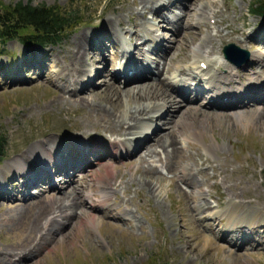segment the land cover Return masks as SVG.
I'll return each mask as SVG.
<instances>
[{"label":"rangeland","instance_id":"obj_1","mask_svg":"<svg viewBox=\"0 0 264 264\" xmlns=\"http://www.w3.org/2000/svg\"><path fill=\"white\" fill-rule=\"evenodd\" d=\"M11 1L0 0V6L3 7ZM154 1L160 5L166 0L160 3L157 0ZM183 1L185 8L180 10V27L174 31L157 15L159 12H149L148 8L142 10L143 0H31L34 4L56 3L61 7L78 8L80 21L70 28L66 36L53 44L34 43L24 46L15 38H10L5 43L0 42V133L6 139L2 160L7 159L3 164H1L2 160L0 161V264H12L14 259L18 261L20 252L24 250H34V252L31 257L24 256L23 259L27 258L22 264H264V248H235L232 244L221 242L210 234L209 226H212L215 220L203 218L205 214L216 211L234 217L242 215L247 219L261 220L264 217V113L253 122L249 115L244 114L248 106L239 109L236 114L223 117L215 113V109L196 112V114L191 111L182 113L181 110L179 117L173 116L176 122L172 130L175 131L179 144L177 146H180L179 142L182 143V147H178L181 148V153L174 157V160L169 158L165 161L164 154L160 153L159 148L156 149L158 156L152 157L155 162L150 161L149 156L144 153L135 155L136 159L134 157L129 160L122 159V162L118 164H113L112 158L97 159L85 171L83 169L84 179L78 174L79 178L81 177V186L77 192V199L81 203L80 209H77L80 212L79 216L72 217L69 225L54 224V228L60 231L52 239L44 240V237L41 239L43 232L45 234L46 232L41 228L36 231L37 223L33 225L35 217L38 220L35 215L38 200L36 203L34 201L28 204L25 201L26 194L39 195L38 198L43 202H51L53 197L62 196L67 188L56 190L57 186L51 177L61 176L64 186L69 178L61 173H53L57 168H61L63 161L67 162L65 167L67 172H72L81 155L85 157L83 163L85 164L89 161V156H92L89 155V151L91 154H101L94 149L91 143L92 137L106 143L108 137L115 136L111 142L117 146L122 145L125 137L121 139L117 136H125L124 132L120 133L112 128L104 127L100 121V119L104 120L103 113L99 110L105 108L109 114L112 113L120 118L126 109H130L129 106L139 103L131 102V94L136 91L128 92V94L127 90L123 89L144 82L143 80L120 84L115 82L113 76L110 77L108 73H105V70L101 71L103 74L99 73L95 79L88 78L89 82L80 84L82 87L87 84L90 87L81 95L86 99L83 104L77 101L62 104L54 102L56 95L60 93L59 88L67 89L72 84L59 79L58 67L53 58L58 54V64L64 65V61L68 60L64 50L66 46L71 45L74 37L84 32L93 34L92 29H94V32L100 30L114 34L113 39H115L114 29L118 25L112 22L110 27L105 28V22L113 16L120 17V15L122 20L119 18L117 20L121 24L131 22L132 17H129V13L136 6L139 11L135 14V19L142 24L149 21L157 23V33L166 39L164 41L167 54L165 57L168 61L175 65H183L193 59V50L198 49L207 39L204 29L209 30V28L202 23L206 19L203 18L204 15L202 16L199 9L203 4L207 8L223 11L224 19H228L231 23L226 31H224L225 28L223 29V33H226L228 28L237 26L244 32V36L239 39L240 43L247 39L245 37L249 33L251 34L249 40L254 39L259 42L264 40L262 36L256 37V30L264 29V21H261L260 14H253L249 10L254 0H215L217 3L213 2L214 4L211 0ZM207 20L211 25L212 33H216V28L224 27V24L216 20L214 16ZM176 26H178L177 22L173 24L174 29L177 28ZM154 28L156 29L155 26ZM29 30L31 28H26L23 32ZM153 35L154 38L151 35L150 40L157 48L164 50L160 44L156 45L159 37L154 33ZM226 36L230 38H222V42L217 41V45L219 42L222 45L226 42L225 40L237 41V38H231V34ZM93 38H97L95 34ZM124 38L126 39L127 35ZM129 39L132 41L130 34ZM136 39L140 38L134 37V41ZM106 42L107 40L102 43V46ZM116 42L118 43L117 40ZM169 48L171 50L168 51ZM260 48L264 51V45ZM253 49L252 45L248 50L251 52ZM206 50L203 49L204 52ZM133 52L137 51L133 49ZM89 53L92 68L102 69L105 62L107 71L114 69L113 54L109 48L102 60H99L101 57L98 50ZM115 53L118 56L117 51ZM203 54L208 56L206 52ZM262 54L264 52L251 53V57L258 55L262 63ZM214 55L219 57L218 52ZM186 56L188 59L185 60ZM253 58L255 60L256 56ZM192 62L189 65H192ZM40 63L43 65L42 73L37 67ZM258 65L261 64L256 66ZM255 74L263 75L264 73L256 71ZM160 76L168 77L170 73L165 70ZM157 78L156 75L152 79ZM250 78H253L252 73ZM103 81H110L118 86V89L122 91L116 95L118 98L114 96L113 91L105 90ZM90 83L91 86H89ZM61 96L63 98L67 94ZM87 96H94L92 103L87 102ZM141 101L147 102L149 99H141ZM257 106V103L250 105V107ZM170 113L169 111V115L155 116L152 124L161 127V132L168 130L165 123ZM211 113H215L214 116ZM66 134L69 136L61 137ZM47 139L53 141L56 139L59 146L64 144L60 147L59 155L55 150L51 149L50 152L49 148L53 144L46 141ZM32 140L35 142L24 150L32 148L31 157L25 154V158L27 156L33 166L32 156L37 153L39 144H42L47 152L39 156L38 163L49 161L50 164L51 157L56 155L51 167L45 170L48 171V175L42 179L26 173L29 167L25 165L22 166L24 169L20 166L19 168L4 167L6 162L21 157L24 151H21L23 145ZM45 141L51 145L47 147L48 144ZM13 152L18 154L11 156ZM148 168L153 169V172H145ZM17 176L21 178L19 181L21 189L20 192L15 190L16 196H14L11 192V184L17 186ZM187 178H190V184L187 183ZM193 180L196 182L194 183ZM36 181H40L39 183L49 181V183L39 184ZM52 186L54 187L51 188ZM107 188L110 190L107 191ZM156 188H158L157 191ZM28 189L32 193H38L32 195ZM201 190L205 192L211 204V209H205V212L202 209L195 210V204L198 202L192 203L188 195L189 192L194 194ZM91 192L94 194L92 199L84 200L83 193L90 196ZM100 192L104 196L110 195L107 203L114 204L112 208L98 203L106 204V201L98 200L102 197ZM20 194L22 201L19 199ZM89 207L99 208L101 212H94ZM110 208L112 212L108 215L103 214ZM85 209L90 216L83 214ZM119 211L125 214L126 223L117 221ZM218 223L223 224L222 221ZM223 225L225 230L234 226L233 224L225 227L226 223ZM263 231L264 225L257 224L249 228H235L230 232H239L241 237L248 235L264 242ZM248 244L257 245L251 242ZM260 246L264 247L263 244Z\"/></svg>","mask_w":264,"mask_h":264},{"label":"bare ground","instance_id":"obj_2","mask_svg":"<svg viewBox=\"0 0 264 264\" xmlns=\"http://www.w3.org/2000/svg\"><path fill=\"white\" fill-rule=\"evenodd\" d=\"M166 1H162L159 5L158 3H155L154 0H151V1L143 0L141 4V9L143 10L145 8H148V11L160 12L161 7L169 8V5L173 4L172 2L173 0H166ZM178 2H180V0H178ZM211 2L217 3L215 0H211ZM225 7L227 6L225 5ZM199 9H200L202 16L204 15L203 18L206 19V20H203L202 23H204L205 26L209 28V30L204 29L206 33L205 37L207 39L206 41L204 40L200 44V47L198 49L193 50L192 56L194 58L193 59L194 61L192 62V65H189V66L175 65L172 62L170 63V60L168 61V58L165 57L166 55L164 57L163 56L159 57L160 59L156 58V60H154L151 57H148V56H151L150 54H148L147 52L144 53V50L142 49L140 44L143 43V41L146 39L144 37H148L150 39V36L152 35L154 38L153 33L155 31V28L152 25L142 24L139 20L135 19L136 17L135 14H137L139 11V9H137L136 6L133 7L129 13V17L130 18L132 17L131 22L129 23L126 22V23L121 24V22L117 20V18L122 20L120 18L121 15L120 17L113 16L111 19L105 22V25H104L105 28L107 26L110 27L112 22H115L116 26L118 25V27L114 29L115 34H116L115 39H113L114 34L111 35L109 32L104 33L103 31L101 32L100 30L94 32V29H92L93 34L84 32V34L77 35L71 41V45L69 44L70 45L69 47L66 46L64 50L65 55H67L68 57V60L64 61V65L58 64V57H59L58 54H56L53 58L54 62L57 64L56 66L58 67L57 74L59 75L58 76L59 79L65 81L66 83H68L69 81L70 84H72V86L67 89L65 87L59 88L61 89L59 90L60 93L56 95L54 102L57 101V104L59 103L62 104V103H67L69 101H77L78 103L83 104L86 101V99L84 98V96H81V95H83L82 94L83 92H87V90L90 87L87 86L88 84L83 85V87L80 86L78 91H76L77 90L76 85L78 86L79 83L82 84L85 81L89 82L88 79H83V80L81 79L82 76L84 75H87V77H89L92 72V68H90V63L88 60L89 54H90L89 52H92L94 50H100L101 48L105 50L106 46H110V45L112 46V44L114 46L115 44H118L116 42L117 40L116 37L117 38L120 37L122 39L123 34L127 32L128 34H130V38L132 40L131 44H133L134 47L138 49V53L140 54V56H142V60L138 58H136V60H133L132 59L133 57H131L129 54H126L123 64L120 66L118 70H116V73L118 74V76H119V73H121L122 75H124L123 73H125L126 79L124 80L126 82L124 84H128L129 82H131L127 80L137 81V80L146 78L143 80L144 82L136 83V85L134 86H128L127 88L123 89L125 91L127 90V93L136 91V93L134 92L131 94V102L134 103L138 101L139 103L136 102L138 104H135L134 106H129L128 108L130 109L129 110L126 109L120 118H118V116H114L112 113L109 114V111L105 108L101 107L102 109L99 110L103 113L102 118L104 120L100 119V121L104 127H108L110 129L112 128L113 130L118 131L120 133L124 132V135L128 136L129 139L132 140V142L130 143V140L128 139V137H125L124 143L127 142L130 144H133V142H139V143L141 142V145H143L141 154L144 153V155H148L150 161L152 162H155V160L152 157L155 158L158 156V151L156 150L158 148L161 150L160 153L164 154L165 161H167L169 158L170 160L171 159L174 160L175 159L174 157H177V155L181 153L180 152L181 148L179 149L178 147H182V143L179 142L180 146H177L179 144L175 137V131H173L172 129H174L175 125L173 124L176 122L173 116L179 117V112L187 106V105H184V107L182 108L180 103L188 104V102L190 101V99L184 93L185 88L181 86L178 87L179 82H182L183 84H185L184 83L185 76L182 75L181 77H179V75L181 73L186 74L185 73L186 69L190 70L192 73L201 75L200 80H204L202 78H204V75L206 74L205 70L208 69L209 67H212L213 73H211L205 79L207 87L211 88V91L216 98L223 99L224 97L228 96L230 100H228L225 103H219L216 100V98L207 97L209 99V101L207 102V105L214 108L218 105H235V104L242 103L241 106L246 107L245 105H251V104L253 105L257 103L258 105H261V106H257V107L248 106V110L244 111V114L249 115L251 120L255 122L257 119H259L261 114L264 113V81L262 80V76L258 75V77H255V80H249L247 84L243 85L242 88L237 91H229L227 89H224L221 85H217L216 83H214V80L215 78L224 77L225 80H227L226 82H224L225 84L226 83L232 84V80H230V78H232L233 75H231L232 71L230 70V66H231L230 62L227 60L222 61L216 57L209 56L212 53L218 51L217 41H222V38L225 39L229 37V36H226L229 34H231V38L243 37L244 32L242 31L241 28L237 26H233L230 29L228 28L226 33H223L224 31H226V28L229 26V24H231L228 21V19L227 20L224 19L225 16L222 15L223 11H221V9L207 8L203 4L200 6ZM208 9H210V12H208ZM210 13H211V16H209ZM213 16L216 17V20L221 21L224 24V27L222 29L216 28V33L211 32V25L209 24V21L207 20L209 17H213ZM176 27L178 28V26ZM94 34L97 37L96 39L93 38ZM134 37H138L143 40H141V42L137 45L135 44L136 41H134ZM250 37H251V34L249 33L245 37L247 39L242 40L241 43L245 44L244 41H248ZM106 40L107 42L105 43V45L102 46V43H104ZM124 48H125L124 50L125 52L127 48L126 47ZM150 49L161 50L157 48L155 45L151 46ZM203 49H207L205 52L208 53V56L203 54L205 53ZM262 55L264 57V54ZM255 56H256L255 65L262 64L260 61V57L258 55H254L253 57ZM101 59H103V56H101ZM184 59L185 60L188 59V56L184 57ZM201 62H205L206 66L202 67ZM152 64H154V67L152 66ZM166 65H167V68H166ZM37 67L41 69V73H42L43 65L40 63V65L38 64ZM153 68L155 69L156 73H154ZM175 69L178 71V73L175 72ZM165 70L168 73H170V76L161 77L160 75H162ZM101 71L104 72V69L102 68V69L94 70L93 76L99 73L103 74V72L101 73ZM156 75L158 76V78L156 80L152 79L153 77L155 78ZM40 76L41 74L39 75V78ZM112 76L115 82H117V80L115 79L116 76H114V74H112ZM119 77L121 78V76ZM148 77H151V78H148ZM91 85L92 84L90 83L89 86ZM102 85L104 86L105 90L113 91L114 96L116 98H118V96L116 95L122 92L118 89V86H116V84L110 81H103ZM195 91H196V95L197 94L199 95L201 93L200 88L195 87ZM78 93L80 94L76 95ZM64 94H67V96H63L62 98L61 95H64ZM94 96L96 95L94 94ZM94 96L92 97L87 96V99H88L87 102L92 103ZM141 99L143 100L149 99V101L140 102ZM228 107H231V106H227V108ZM169 111L172 112L174 115H172V117L170 116L169 119L165 123V127L168 126V130L161 132L162 130L161 127L160 128H157V127L150 128L151 127L150 122L153 121L155 116H161L163 114L169 115L168 114ZM189 111L195 112V114L196 112L197 113L207 112L204 110H200L199 108H196L194 106H189L188 108L182 110V113L189 112ZM208 113L210 114V112ZM211 114L212 116H214L215 113H211ZM219 115L222 117L226 115L230 116V114H225L224 112H220ZM46 141L53 144V146L49 148L50 152L52 149L56 151L57 155H59L60 147L63 146L64 144L62 143L61 146H59V144L57 145L58 141H56V139L54 140L55 142L50 139H47ZM46 141L45 143H47ZM47 144H48L47 147L51 145L49 143ZM32 151L33 150L31 147L29 149L24 150L23 153L21 154V157L13 158V160L6 162L4 167L5 168H12V167L19 168V166L22 167L23 165H25L29 167L27 168L26 173L35 175L39 179H42L43 177L48 175V171H45V170L51 167V164L56 159V155L51 157L52 161L50 164H49V161H47V163L44 161L42 163H38L39 156L40 155L42 156L43 154L47 152L45 150V147H43L42 144H39L37 153L32 156V159L34 160V166H33L32 164H30V160L27 159V156L31 157L30 154H32ZM25 154H28L26 158H25ZM141 154L138 153L137 156ZM89 155L98 156L100 154H97V153L91 154V152L89 151ZM84 158L85 157L81 155L77 159V162L74 166V170L72 172H67V170L65 169V167L67 166V162L63 161L61 168H57V170L53 173V174L61 173L63 176L69 178V180L65 182L66 183L65 187L67 188V190L63 192L62 196L53 197L51 199L52 200L51 202H45V201L43 202L38 198L39 195H36V196H31L30 194L25 195L27 196L25 197V201L27 202V204L30 202H34V201L36 203V200H38L36 203L37 205L35 204L37 207L36 208L37 212L35 215L38 217V220L35 217V219L33 220L34 222L33 225L37 223L38 228L36 229V231L40 230L41 228L42 230L46 232V234L43 232L41 239L43 237H44L43 238L44 240L52 239L58 234L60 229L54 228V224L60 223L61 220H64V222L63 223L61 222V224L66 223L69 225L71 223L72 217L76 215V218H77V216H79L80 212L78 210L80 209L81 203L77 199V192L80 189L79 186H81L80 184L81 177L79 178V175H78L79 173L76 174V172L81 168L82 164L84 163ZM61 171H66V172L62 173ZM145 172L152 173L153 169L148 168L147 170H145ZM186 180L188 184L191 183L190 178H187ZM36 182L39 183L40 181L39 182L36 181ZM150 182H152V180ZM193 182L195 183L196 181L193 180ZM46 183H49V181L41 182V184H46ZM115 185L117 186L116 182H115ZM53 187L54 186H52L51 188ZM157 190L158 188H156V191ZM49 193L51 194V192ZM188 195L192 203L193 201L198 202V204H195V207H194L195 210L202 209V211L205 212V209H211L210 208L211 204L208 202L206 198V194L202 190L194 194L192 193L190 194L189 192ZM83 214L85 216H90V213L86 209L83 210ZM203 218L213 219L216 221L219 218H222V216L218 211H216V212H209L208 214H205ZM42 220H44L43 223H42ZM189 220L191 219L189 218ZM121 230H124V229H121ZM226 230H229V229L227 228ZM235 234L237 238H240L241 240L240 245L244 246L245 244H248L249 242H251L252 244L257 243V245H259V243L256 242V240L258 239L254 237H251L248 235L241 237L239 235V232H236ZM260 244L264 245V242L262 241ZM33 252L34 250H24L20 252L19 258H18L19 260L18 261H16L15 259L12 260V264H15V263L22 264L27 257L33 256ZM26 255L27 257L23 259L24 256Z\"/></svg>","mask_w":264,"mask_h":264},{"label":"trees","instance_id":"obj_3","mask_svg":"<svg viewBox=\"0 0 264 264\" xmlns=\"http://www.w3.org/2000/svg\"><path fill=\"white\" fill-rule=\"evenodd\" d=\"M252 5V13L264 14V0H254ZM79 17V9L75 7L12 0L3 7L0 6V41L16 37L28 44L56 43L80 21ZM26 28L31 30L23 32ZM5 145V136L0 133V161Z\"/></svg>","mask_w":264,"mask_h":264},{"label":"water","instance_id":"obj_4","mask_svg":"<svg viewBox=\"0 0 264 264\" xmlns=\"http://www.w3.org/2000/svg\"><path fill=\"white\" fill-rule=\"evenodd\" d=\"M232 45V46H231ZM235 47V45L234 44H232V43H229V44H227L226 46H225V51H226V53H229V48L230 47Z\"/></svg>","mask_w":264,"mask_h":264}]
</instances>
